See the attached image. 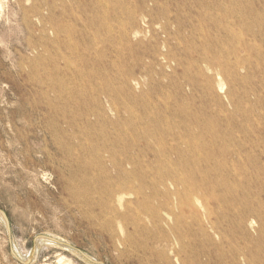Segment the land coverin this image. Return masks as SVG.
I'll use <instances>...</instances> for the list:
<instances>
[{
	"label": "rangeland",
	"instance_id": "374dc122",
	"mask_svg": "<svg viewBox=\"0 0 264 264\" xmlns=\"http://www.w3.org/2000/svg\"><path fill=\"white\" fill-rule=\"evenodd\" d=\"M263 162L264 0H0V264H229Z\"/></svg>",
	"mask_w": 264,
	"mask_h": 264
},
{
	"label": "bare ground",
	"instance_id": "6f19581e",
	"mask_svg": "<svg viewBox=\"0 0 264 264\" xmlns=\"http://www.w3.org/2000/svg\"><path fill=\"white\" fill-rule=\"evenodd\" d=\"M82 96V95H81ZM88 109V108H87ZM142 125V124H141ZM101 126V125H100ZM144 126V125H143ZM154 129V128H153ZM164 132V131H163ZM169 134V133H168ZM202 144V143H201ZM222 151V150H221ZM257 161V160H256ZM264 163V162H263ZM66 176V175H65ZM82 180V179H81ZM76 184V183H75ZM78 183L73 186L71 189L74 195H79L83 197L84 193H80L84 189L83 185ZM144 200V199H143ZM149 203V202H148ZM151 203V202H150ZM160 206V205H158ZM170 209V208H169ZM188 209V208H187ZM209 209V208H208ZM216 211V210H215ZM199 215V214H198ZM209 215V214H208ZM113 225V224H112ZM244 232V231H243ZM177 238V237H176ZM193 239V238H192ZM231 239V238H228ZM240 242V241H239ZM182 243V242H181ZM233 247L228 255L229 264H264V244L256 243L255 245L251 244H240L235 245V242H231ZM234 244V245H233ZM223 256V253L221 252ZM226 256V255H225ZM175 258V257H174ZM190 264V263H189Z\"/></svg>",
	"mask_w": 264,
	"mask_h": 264
},
{
	"label": "water",
	"instance_id": "95a60500",
	"mask_svg": "<svg viewBox=\"0 0 264 264\" xmlns=\"http://www.w3.org/2000/svg\"><path fill=\"white\" fill-rule=\"evenodd\" d=\"M0 214L1 216L4 218L5 220V223H6V226H7V229H8V233H9V238H10V241H11V236H12V229H11V223H10V218L7 214V212L5 210H3L2 208H0ZM41 239H44V240H48V241H51L55 244H59V245H62V246H66V247H69V248H72V249H75L77 250L85 259H87L89 262L93 263V264H106L104 263L103 261L101 260H98V259H95L93 257H91L89 254H87L85 251H83L82 249L80 248H77L75 247L74 245L64 241V240H61L59 238H56L52 235H49V234H44V233H41V234H38L34 237V240H33V246H32V249H31V252L29 254V256L25 259V260H22L17 254L16 252L14 251V249L11 247V252L12 254L23 264H30L35 256V253H36V245H37V242L38 240H41Z\"/></svg>",
	"mask_w": 264,
	"mask_h": 264
}]
</instances>
